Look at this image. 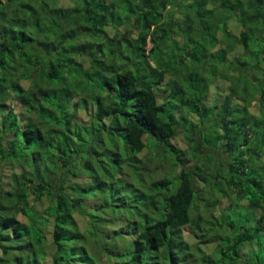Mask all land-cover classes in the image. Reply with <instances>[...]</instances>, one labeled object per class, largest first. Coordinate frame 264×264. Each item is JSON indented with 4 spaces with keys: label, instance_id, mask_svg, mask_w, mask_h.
Listing matches in <instances>:
<instances>
[{
    "label": "trees",
    "instance_id": "obj_1",
    "mask_svg": "<svg viewBox=\"0 0 264 264\" xmlns=\"http://www.w3.org/2000/svg\"><path fill=\"white\" fill-rule=\"evenodd\" d=\"M16 156L0 264H264V0H0Z\"/></svg>",
    "mask_w": 264,
    "mask_h": 264
},
{
    "label": "rangeland",
    "instance_id": "obj_2",
    "mask_svg": "<svg viewBox=\"0 0 264 264\" xmlns=\"http://www.w3.org/2000/svg\"><path fill=\"white\" fill-rule=\"evenodd\" d=\"M206 5H207V3H206ZM234 23L233 22H231L230 23V27L234 30V28H236V27H232V25H233ZM108 29V31H109V33L112 35V34H114L115 33V30H113V29H110L109 27L107 28ZM238 31V30H237ZM238 51H240V50H238ZM216 65V68H221V66L220 65H222V62H219L218 64H215ZM261 66H263V64L261 65ZM215 68H213V70H214ZM219 70V69H218ZM228 72H231V71H228ZM207 75V74H206ZM218 75H219V72H218ZM216 73H215V71L213 72V71H208V79H207V81L209 82L208 83V86H207V88H208V91L210 92L209 94H214L215 92H216V85H218L217 87H218V89H220V88H225L227 91H228V89H229V87L231 86L230 85V83L229 82H227V80H225V78L224 77H220V75L218 76ZM26 84H28V82L26 81L25 82ZM253 102V100H251L250 101V105H249V108H253V109H255V101L253 102V106L251 105V103ZM7 103L8 104H10L11 106H13V102L12 101H7ZM12 119H10L9 121H11ZM179 131V134L173 139V143H175L177 146H179V147H181V148H184V149H186L188 146H187V144H186V140L184 139V137H183V135H182V133H180L181 132V129H179L178 130ZM18 154V153H17ZM17 157V156H16ZM12 160V163H11V165H5L3 162L0 164V177H2V178H4V175H7V177L13 172V171H15L16 170V165L15 164H17V162H18V157H17V159L15 160V158H12L11 159ZM28 163H30L29 161H28ZM14 166V167H13ZM4 174V175H3ZM7 179V178H6ZM225 213L226 214H231V210L230 209H228L227 211H225ZM86 225V224H85ZM80 227H81V229H80V231L81 230H83L84 231V237H87V239H90L91 238V233H90V231L91 230H94L93 228H92V226L90 227L89 226V228H87L86 229V226H84V223L83 222H81V224H80ZM86 229V230H85ZM82 232V231H81ZM184 234H185V236H186V239L189 241V242H191V243H196L197 241H198V239L197 238H195L192 234H191V232H190V229L189 228H185V230H184ZM200 245V247H201V249H202V253H204L205 255H211L212 253H213V251H214V246H215V244L214 243H206V242H202V243H200L199 244ZM244 249L246 250V251H248L249 250V248L247 247V246H245L244 247ZM218 253V251H215V256H216V254Z\"/></svg>",
    "mask_w": 264,
    "mask_h": 264
}]
</instances>
